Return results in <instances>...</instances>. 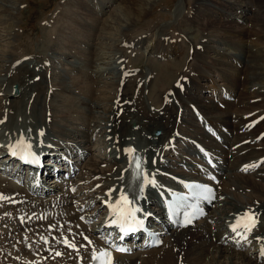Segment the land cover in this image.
I'll use <instances>...</instances> for the list:
<instances>
[{"label": "bare ground", "instance_id": "bare-ground-1", "mask_svg": "<svg viewBox=\"0 0 264 264\" xmlns=\"http://www.w3.org/2000/svg\"><path fill=\"white\" fill-rule=\"evenodd\" d=\"M90 1L92 0L80 2L90 6ZM97 1L93 2V8L97 6ZM125 2H129V10L136 12L135 9L142 0H125ZM128 4H124L123 7ZM136 4L138 5L134 8ZM14 6L11 0L10 4L8 0H0L1 21L7 22L16 16ZM103 7L107 6L103 5ZM194 7V20L197 24L212 25L211 27H216V31L226 25L231 24L233 27L236 25L232 36H227L231 40L230 45L235 47L238 41L248 43L247 38H251V33L260 23L264 24V0H200L193 2ZM103 10L104 8H101L100 11ZM73 11L75 12H70L61 24L63 26L79 24L73 28L74 31L72 29L71 32L74 34L69 33L68 37L71 40L73 38L83 42L76 35L79 31L80 33L86 31L91 40L97 39L98 36L101 42L100 35L92 26L93 23L89 24V27L85 21L81 24L78 22L80 10ZM90 12L98 13L95 16V22L101 21L99 10L90 9ZM115 12L114 14L120 17L119 13L116 14L118 11ZM232 17L235 19L233 23L230 22ZM223 18L225 20H222ZM136 19L137 17L134 22ZM112 23L117 22L112 20ZM130 25L127 20L126 25L122 27L129 29ZM168 26L157 27L152 34L153 38L150 37L151 41L156 39L153 48L161 54L163 50L156 36L165 37L167 33L165 34L164 30ZM249 26L255 29L247 28ZM258 29L252 36L254 49L237 47L239 52L225 50L222 54L223 57L220 60L224 62V67L221 73L227 80L223 85L224 90H227L224 92V99L217 97L219 92L216 90L217 79L211 74L217 70L216 63L212 60L196 59L190 71L191 74L188 75L183 69L174 70L173 66L178 67L179 63V57L175 58L170 62L172 76L167 74L155 80L156 78H153L155 74L146 73L135 79L126 75V61L122 57L115 64L119 69L118 75L111 77L107 73L97 71L101 66L96 65V57L104 58L105 50H100L99 45L86 40L88 44L86 50L80 49L82 52L79 50L75 54L77 58L82 54L86 64L71 65L68 77L52 73L53 67L54 71L59 68L54 64V53L58 54V57L68 53L62 47L44 56L36 54L28 57L17 53L12 62H6L7 55L2 54L0 121L3 123H0V169L11 162L5 146L8 143L16 145L23 137L36 141L45 140L43 153L56 154L58 157L64 153H72L76 161V172L70 179H65L63 174L57 181H50L46 184V191L43 192L29 186L27 177L19 173L17 169L14 177L10 174L4 175L0 171V194L7 198L0 200V247L5 249L6 254L9 251L10 254H14L12 256L9 254L10 258H6L5 262L4 258L0 257V264H73V256H76L79 251L61 247L65 237H69L72 242L85 245L82 247L81 256L83 260H86V264L91 263L93 249L98 251L103 246L98 234L104 229V218L109 214L104 201L110 196H116L121 191L122 185H124V191L139 193L136 185L143 180L141 177L133 185L127 181L129 174L127 162L130 155L126 149L134 148L145 159L148 158L149 165L153 170H158V173L164 166H167L166 170L171 167L172 171H175L171 164L173 147L176 146L178 139L181 141L182 138L189 137L209 147L219 163L222 184L220 183L221 188L214 203L215 209H212V206L210 208L212 213L195 229L192 227L171 229L164 236V245H168L167 247L171 249L165 261L157 258L158 251L161 249L158 247L151 251L143 250L134 255L117 254L115 264H137L140 256L145 253L148 257H144L141 264H178L179 261L181 264H264L258 258L262 256L260 253L264 249V138L257 140L258 135L264 132V109H261L264 107V28ZM143 35L136 37L137 39L134 43L131 41L130 45L141 46L140 44L145 41L143 39L146 38ZM166 39L172 45V48L166 49L167 52H171V56H178V43L173 45L172 39L167 37ZM252 41L250 40L251 43ZM207 42L200 51L196 46V55H200L203 50L207 53H204V57L212 54L213 45H210V41ZM151 43L144 47V53L150 48ZM64 45L68 48L76 46H72L71 43ZM12 51L11 48L10 52ZM69 55L73 57L71 52ZM159 72V70L156 72L157 75ZM242 74H245L244 80ZM106 83L113 87L108 90L98 88ZM153 85H156V92H158L154 97V102L158 106L153 101L143 105L140 95L128 93L130 89H141L144 92ZM257 85L260 87L257 88ZM117 86H119L118 95L112 97L111 94ZM15 88L18 90V95L14 93ZM182 88H185V93L188 91V97L185 98ZM179 100L180 105L177 103ZM110 102L112 105L107 108ZM219 104L221 107L225 104V107L220 108ZM187 106L191 109L187 111H192L194 118L198 115L195 107L200 109L207 123H211L214 127L212 133L217 130L223 136L220 148L213 142L208 146L209 141H205L207 137L199 128L200 124L198 127L194 121L190 122L193 119L192 116L184 113ZM157 107H159L157 110H152ZM231 110L233 113L230 112ZM236 110L237 113H235ZM254 110H256L255 113H253ZM138 112L143 113L145 118L138 116ZM120 113L122 114L119 115ZM256 119L262 120L253 127ZM130 122H133L134 128L129 125ZM201 127L205 130V126ZM159 130L161 134L157 135L156 132ZM221 130H224V134ZM226 131L232 135L229 136ZM200 138L204 140L200 141ZM93 139L96 142H93ZM211 140L215 139L212 137ZM192 149L202 163L200 151L194 144ZM95 150L99 154H94ZM84 159L87 161L83 166ZM260 161L261 163L258 164ZM155 163H158L157 167ZM52 168L53 166L44 167V170L49 171ZM194 170L195 176L202 177L201 169L194 167ZM227 170L230 172L224 178ZM73 187H77L75 193H71L70 189ZM110 189L116 191H113L110 196L106 195ZM145 189H149L147 194ZM141 195L144 197L141 204L146 207L143 217L153 221L150 214L156 213L162 221L154 225L156 229L163 230L166 221L163 218L158 197L149 185H145L143 193H139L135 198L139 200ZM145 195L148 197L146 198ZM247 211L258 215L260 226V229L250 235L247 240L251 245L236 246L227 242L233 239V235L227 231L228 223ZM81 214L85 215L87 223L80 219ZM97 218L99 220L96 221ZM212 219L214 225L215 222L218 223L216 226H211L212 224L209 223ZM207 228L208 230L205 231ZM85 235L90 237L89 240L94 241V246L88 245L84 239ZM55 236L56 239H54ZM41 237H45L47 243ZM52 240L54 242L51 245L48 242ZM135 245L138 247L141 243H135ZM48 247L51 249L49 250ZM244 247H246L245 250ZM43 250L50 251L56 257H52L53 260L51 257L45 258ZM57 252L61 255H56ZM29 260L31 262H28Z\"/></svg>", "mask_w": 264, "mask_h": 264}, {"label": "rangeland", "instance_id": "rangeland-1", "mask_svg": "<svg viewBox=\"0 0 264 264\" xmlns=\"http://www.w3.org/2000/svg\"><path fill=\"white\" fill-rule=\"evenodd\" d=\"M11 1H13V6L15 5L14 6L15 8L13 7V9H15L14 11H15L16 16L7 22L0 20V59L2 58L1 56L2 54L4 56L7 55V58L5 59L6 62H12L13 58L17 55V53L22 54L23 56H28V57L36 55V54L38 56L40 55L44 56L47 54L49 55L55 49L58 50L62 47L63 49L67 50L68 53L65 55H59L58 57L57 56L58 54H55L53 52L55 55V57L53 56V58L55 59L54 64L58 65L59 68L57 71H54V67H53L52 73L62 75L65 77H68L70 75L69 68H71V65L73 64L74 65L75 64L85 65L86 64L85 59L82 58V54L81 56H78V58L75 55L76 51H79L80 49L82 51L86 50V48L88 47L87 46L88 44H86L85 42L86 40L87 42H91L94 45L95 44L99 45L98 48H100V50L101 49L102 51L105 50L104 58H101L99 56L96 57V65L101 66L99 70L97 71L107 73L108 76L112 77V76L118 75L119 69L115 64L117 60L121 59V57L122 59H125L126 61V68H125V70H127L126 75L132 77V79H135L146 73L149 75L155 74L153 77V78H156L155 80H157V77H161L167 74L172 76V67L170 65V62L172 60H175V58L179 57L178 58L179 63H178V67L173 66L174 70L183 69L188 75L191 74L190 71H192V67L196 59L197 60L203 59L206 61L212 60L216 63V67L215 66L214 67L217 71H213L211 72V74H212V77L217 79L216 86H217V89L219 90V87L225 84V82H227V80L225 79V76H223L221 73L224 67V62L220 60L223 57L222 54L225 52V50L231 51V52H239L237 51V47H241L242 49L244 47L254 49L253 48L254 41H252V36L255 34L253 32L256 30H259L258 28H264V24L262 23H260L259 26H257L258 28L256 27L257 29H255V27H250V26L247 27L249 29H255L251 33V38H247L248 43L245 41L236 42V47H235L233 45H230L231 40H229L227 36H230V37L232 36L236 28L235 27L236 25L234 26L235 28L231 26V24L228 26L226 25L223 28H221V30H218L220 31L218 32L216 31V27H211L212 25H209V24L204 25V24L196 23V21L194 20L195 7L193 8V2L200 1V0H142V2H140L139 5L136 4L134 6V8H136V6L138 5L137 8L135 9L136 12H134V10H131V9L129 10V4H128L129 2H125V0H110V2H107V0H98L97 6L95 8H93V2L95 0H92L89 2L90 6H88L86 3L81 4L80 2L81 0H73V1L72 0H11ZM8 3L10 4V0H8ZM126 3L128 4L126 6L128 8L123 7L125 6L124 4ZM103 5L107 7L105 8L103 7ZM79 6H81V8H79ZM89 7L90 9L99 10V17L102 18L100 22H95V18H96L95 16L98 13L95 12L91 14ZM101 8H104V10L100 11ZM73 10H78V11L80 10L79 14L77 12L76 13L80 15V18H78L79 19L78 22H80L81 24L84 21L87 26L93 23L92 26L95 27V31H97V34L100 35L101 42L99 41L98 36H97V39L94 38L93 40H91V38H89V35L87 34L88 32L84 31L85 34L84 32L80 33L79 31L80 29L78 30L79 32L77 33V35L76 34L75 35L77 38H79V40H83V42L77 41L76 39H73V38L71 40L68 37L69 33L74 34V32H71L72 29L75 28V26L79 24L74 23V22H70V23H74L71 26L67 24H64L63 26L61 24L63 23L64 19L66 20L65 17H67L70 12L71 13L75 12ZM114 11L116 12L118 11L117 13L116 12L115 13L116 14L119 13L120 17H117V15L114 14ZM136 17L137 19L134 22V19ZM124 18L127 19L128 22H130L131 24L129 29L127 28L124 29L122 27V25L125 26L127 22V20H125ZM112 20H115V22L117 23H112ZM215 20L218 21V19H215ZM222 20H225V19L223 18ZM233 21H235V19L232 17L230 22L233 23ZM109 25L113 27H110ZM164 25L165 26L169 25L164 30V32L166 31L165 34L167 33L165 37L156 36L157 41L159 42V45L161 49L163 50V53L161 54V53H158L153 48V44L156 39H153V41H151L150 37L153 38L152 34L154 33L155 30H157V27H165ZM60 29L62 30L59 32ZM249 29H247L248 32H250ZM74 30L75 29H73V31ZM102 30L103 32H101ZM147 33L149 34L147 35ZM141 34L143 36H146V38L143 39L145 40L143 44H140L143 48L135 44L130 45L131 41H133L132 43H134V41L137 39L136 37H138ZM166 37L168 39H172L173 45L178 43V51H179L177 54L178 56L176 57L171 56L170 55L171 52H167L166 49L168 47L172 48V45H170V42L167 41ZM250 40L252 41V43L250 42ZM207 41H210L209 42L210 45H213L212 46L213 50L211 51L212 54L209 55L208 57H204V53H206V50H203L200 53V55H196V52H195L196 46H198V51H200L203 45L208 43ZM145 42H148V43L146 44ZM150 42H152L150 48L147 49V51L144 53L143 51L144 47L145 46L147 47ZM65 43H71L72 46L73 45L74 46L76 45V46L75 48L74 47L71 48V46L68 48L67 45H64ZM11 48L13 49L12 53L10 52ZM70 52L71 54H73V57L69 55ZM125 56L127 57L125 58ZM225 59H227V57ZM162 60H164V62ZM182 61L185 63L182 64L183 63ZM105 64H108V65L106 66ZM103 66H106V67H103ZM135 69L137 71H135ZM158 70L160 71L159 75H157L158 73H156L158 72ZM242 79L243 80L245 79V74H242ZM171 81L173 82L172 78H171ZM112 87L113 86H110L109 84L106 83V85L103 84L102 86L98 88H104V90H108ZM256 87L259 88L260 85H257ZM185 91L186 90L182 91V93L184 94L186 98L188 97L187 95L188 91L187 93H185ZM118 92H119V86H117V88L113 90L111 94L112 97H116L118 95ZM128 93L129 95H131L132 93H135L136 95H140L142 104L144 105L145 103H149L151 101L154 102V97L157 95L158 92H156V85H153L152 87L148 88L144 92L141 89H136V90L130 89L128 90ZM203 94L204 93H202V95ZM177 103L180 105L181 101L179 100V102L177 101ZM111 105H112V102H110L107 105V108H110ZM158 108L159 107L154 108L152 110H157ZM220 108H223V107L220 106ZM185 109L186 111H184V113H189V115H191L193 118L192 120L189 119L190 122L194 121L195 124L198 126L199 123L197 119L193 117V113L191 111H187L191 109H189L188 106ZM261 109H264V107ZM255 111L256 110H254L253 113H255ZM230 112L233 113V110H231ZM235 113H237V110ZM121 114L122 113H120L119 115ZM137 114L138 116L145 118V115L143 113L138 112ZM129 125L133 127V122H130ZM199 128L202 130V132H204V135L207 138H210V136L206 134L208 132H206L201 126ZM179 129L180 130L182 129V124L179 127ZM178 134H179V131L177 132V135ZM93 138L95 139V136ZM94 139H93V142H96V140ZM203 140L204 139L200 138V141H203ZM179 141L180 139H178L177 143H179ZM205 141L208 142V140H205ZM177 143H176V146H177ZM208 144H209L208 146H210L209 142ZM183 146L186 147L185 144H183L182 147ZM94 154H99V152L95 150ZM187 154L189 155L190 153L187 152ZM176 159L180 160L178 156L174 155L172 157V164L176 163L175 162ZM86 161L84 160V163L82 164L83 166L85 165ZM174 169L175 171L177 170L176 172L178 171L182 172L178 167H175ZM170 172H174L172 171L171 167H170ZM169 249L170 248L167 246H164V247L162 246V248L158 251L157 258H162L164 259L163 261H165V259L168 258L170 254ZM43 251H40V253H43ZM44 254H45L44 255L45 258L46 257H51V258L56 257V256L54 257L55 254L53 255V253H51L50 251L45 252ZM146 256L148 257L147 253L142 255V258L140 259L139 264H141V262L144 260L143 258L144 257L146 258ZM2 258H4V262H5L6 258H10V256L7 255V256L1 257V259ZM179 258L181 259V257ZM8 262L10 263V260H8ZM178 264H181V262L179 261Z\"/></svg>", "mask_w": 264, "mask_h": 264}, {"label": "snow or ice", "instance_id": "snow-or-ice-1", "mask_svg": "<svg viewBox=\"0 0 264 264\" xmlns=\"http://www.w3.org/2000/svg\"><path fill=\"white\" fill-rule=\"evenodd\" d=\"M0 123H3V121H0ZM42 134L43 133H41V135ZM18 143L23 144L24 142L20 141ZM126 152L130 155L131 161L136 169V174L134 175L133 179H139L140 177H143L142 183H138L136 185V187L139 189V193H143L145 185L150 184L155 186L156 183L155 180L148 179L147 174L143 171L142 162L139 159V157L135 154L136 150L134 148H128L126 149ZM11 154L16 155L17 153L15 151H12ZM154 162L155 161H153V163ZM191 187L193 188L195 194L198 196L203 195V193H208V195H212V190L209 189L207 186L191 185ZM113 191L116 190L110 189L109 192L106 193V195L110 196ZM203 198L207 199L208 196H203ZM4 199L7 198L4 197L3 194H0V200H4ZM105 203H107V201H105ZM131 205H132V201H130L127 194L123 192H121V194L113 203L108 204V207L111 209L112 215L115 217V219L111 220V223L118 224L120 227V231L125 234H127L128 232L135 231L136 229L134 225L143 227V222L136 218V213L141 211V209L137 207H132ZM81 219H83V217H81ZM186 223H191V220H188ZM256 223H257L256 214L252 211H247L243 213V215L240 217V219L237 220V222L234 225H232V231L237 232L238 228L243 227L246 232H250L251 229L255 227ZM41 239H43L44 242L47 243V239L45 237H41ZM84 239L87 241L88 245H91L92 242L91 240L88 239V237H84ZM62 242L68 247L77 249V246L71 243L66 237L63 239ZM84 246L85 245H81V247ZM117 250L127 251V249L124 248H117ZM260 254L264 256V249L261 250ZM56 255H61V253L57 252ZM92 260L96 261V264H111V253L107 250L97 251L93 249Z\"/></svg>", "mask_w": 264, "mask_h": 264}, {"label": "water", "instance_id": "water-1", "mask_svg": "<svg viewBox=\"0 0 264 264\" xmlns=\"http://www.w3.org/2000/svg\"><path fill=\"white\" fill-rule=\"evenodd\" d=\"M16 93H18V90L16 89Z\"/></svg>", "mask_w": 264, "mask_h": 264}]
</instances>
